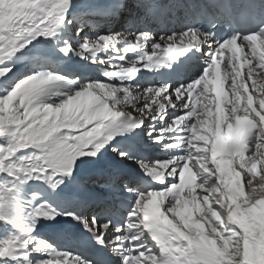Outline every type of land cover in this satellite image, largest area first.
<instances>
[{
	"label": "snow or ice",
	"instance_id": "6c2138e0",
	"mask_svg": "<svg viewBox=\"0 0 264 264\" xmlns=\"http://www.w3.org/2000/svg\"><path fill=\"white\" fill-rule=\"evenodd\" d=\"M29 45L0 66V264H264V0H0V59ZM188 53L190 80L134 82Z\"/></svg>",
	"mask_w": 264,
	"mask_h": 264
},
{
	"label": "bare ground",
	"instance_id": "6f19581e",
	"mask_svg": "<svg viewBox=\"0 0 264 264\" xmlns=\"http://www.w3.org/2000/svg\"><path fill=\"white\" fill-rule=\"evenodd\" d=\"M73 23H76V21L74 20ZM67 27H71L70 25ZM65 29V27H62L60 32L58 33V36L61 38L60 41L58 42H62L64 38H69L71 37L73 34L70 33H63V30ZM101 31H104L105 28H101ZM90 31H95V28L90 29ZM39 39V38H38ZM36 41H33V44H35ZM32 46L29 45L27 46V48L22 49L20 51H18L17 53H15L12 57H8L5 59H0V66L6 65V64H14L16 65V67H20V66H29L31 71H35L36 69L34 67H31L32 64L36 63L35 58L32 56L31 53L28 52V48H31ZM150 50V48H149ZM35 51V50H33ZM103 54V53H101ZM71 54H69V57H64L62 54H58L56 56L53 57V62L54 59H57L56 62H54L55 64L58 65L57 68L52 69V70H58V71H62L64 73H69L68 71L65 70L64 65L70 61V57ZM129 56H131V54H129ZM19 76V72H17V77ZM53 100L56 99V97H52ZM146 144L150 143V142H145ZM107 147V146H106ZM145 150H151V152L149 154H147L148 156H150L153 159H157V158H164V153L161 152V150L158 147H145L143 148ZM109 154L111 153V149H108ZM21 155L23 153H17L18 155ZM19 155V156H20ZM127 165H130L131 167L135 168V165L133 163V161H128ZM42 181H36V180H29L27 181V183L23 184V185H19L18 186V190H16V200L18 203H20L21 205L25 204V201L28 200L29 198H31V192L34 190L31 186L32 185H38L41 184ZM39 195L37 196V199H39ZM24 215L25 217H27V213L29 212V208L28 207H24L23 209ZM37 228L43 232L45 235L50 234V231H48L46 228H41V226L38 224ZM0 236H4L5 233L0 232ZM149 244H151V240L149 239L148 241ZM59 244L62 246H67V247H72L74 245L73 242L70 241H66V240H59ZM33 256H36V253H32ZM11 264H17L16 261H12Z\"/></svg>",
	"mask_w": 264,
	"mask_h": 264
},
{
	"label": "rangeland",
	"instance_id": "374dc122",
	"mask_svg": "<svg viewBox=\"0 0 264 264\" xmlns=\"http://www.w3.org/2000/svg\"><path fill=\"white\" fill-rule=\"evenodd\" d=\"M65 32H68L70 34H73L74 30H72L71 27H67V29L65 30ZM3 142H4L3 140H0V143H3ZM19 155L17 156V154H16V156L12 157L10 162H16L18 160ZM0 238H2V236H0Z\"/></svg>",
	"mask_w": 264,
	"mask_h": 264
}]
</instances>
